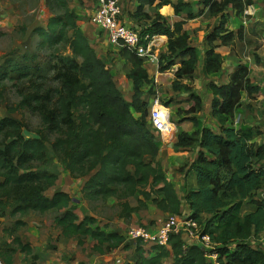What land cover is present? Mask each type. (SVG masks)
<instances>
[{
    "label": "trees",
    "instance_id": "obj_1",
    "mask_svg": "<svg viewBox=\"0 0 264 264\" xmlns=\"http://www.w3.org/2000/svg\"><path fill=\"white\" fill-rule=\"evenodd\" d=\"M135 1L137 6L127 15L134 23L130 27L142 38L166 37L158 72L178 65L171 89L177 92L179 83L198 69L211 96L209 115L216 130L204 126L175 137V148L196 150L189 171L184 173L181 192L165 175L158 159V136L147 121L156 84L143 60L127 48L117 50L129 66L126 78L131 93L126 100L82 31L76 11L67 0H46L52 16L43 28L33 30L38 46L54 51L63 45L70 55L52 54V62L39 65L35 55L26 53L18 56L19 60L10 58L0 64V88L14 79L20 97L9 111H29L38 116L42 127L34 130V138L26 139L22 135L26 124L11 117L0 119V218L7 210L10 217L55 211L62 213L54 223L64 238H74L80 246L90 238L92 250L99 255L128 249L125 236L103 232L92 216L79 218L68 193L46 196L57 180L56 175L39 169L49 159V145L51 154L72 177L87 178L81 188L84 198L117 200L122 218L146 208L147 202L161 213L179 218L186 216L183 210L187 209V217L197 222L201 235H208L214 244L210 251L216 253L219 264H264V143H256L264 131L243 126L240 120L234 127L243 94L253 97L261 90L251 82L245 64H237L226 75V83L210 79L222 74L225 63L216 49L243 40L242 27L237 31L228 28L231 15L242 18L244 10L256 1ZM164 6H170L180 20L169 23L158 12ZM203 16L215 21L203 36L208 47L198 58L190 43L191 33L183 26ZM119 22L124 24L122 10ZM189 99L192 102L184 111L195 125L194 115L202 111L204 102L198 96ZM161 103L167 108L170 101ZM129 198L137 205L130 206ZM13 241L21 252H30L19 238ZM15 252L0 254L4 264H12ZM134 252L138 264H162L169 257L173 264H206L207 260L203 247L187 242L183 234L170 236L167 248L145 249L138 244Z\"/></svg>",
    "mask_w": 264,
    "mask_h": 264
},
{
    "label": "rangeland",
    "instance_id": "obj_2",
    "mask_svg": "<svg viewBox=\"0 0 264 264\" xmlns=\"http://www.w3.org/2000/svg\"><path fill=\"white\" fill-rule=\"evenodd\" d=\"M67 1L69 7L74 9L77 15L80 16V20H82L80 22L91 27L90 29L80 24L83 30L85 28L90 29V31L85 30L90 42H92L90 32L97 34L101 38L103 32L97 30L98 28L94 31V28L89 23V16L96 8L97 0ZM118 1L123 17L129 15L128 12L134 10L133 4L136 2L135 0ZM51 16L52 12L46 6V0H0V64L10 58L19 60L18 56L26 53L35 55L39 65H46L52 62V54L62 56L70 55L69 49L63 45H58L54 51H51L48 47L38 46L39 41L37 36L33 34V30L37 27L43 28ZM200 20L202 21L200 22L202 26L198 30H194V35L190 38V43L199 47V57L208 47L204 43L202 30L208 31L211 29L212 24H214L213 20L207 16H203ZM241 27L243 28V40L235 43L232 47H226L228 48L229 54H224L225 63L221 75L222 79L217 81H226L224 78L226 73L235 68L237 64L250 65L249 73L251 82L257 85L263 92L264 0H256V5L252 8L251 17L247 16L244 18L242 16V18L229 21L228 23V28L233 31H237ZM165 39V37L162 38L163 41ZM95 50L105 62L124 99L129 100L131 91L125 89L127 80L126 73L129 70V66L117 55L118 48H111L105 45L101 49L102 52L98 49ZM157 53L158 55L162 54L164 50L157 51ZM177 66L175 65L166 71L171 72L173 70L171 72L172 78L165 80L158 78L155 82V75L153 74L152 76L151 72L150 76H152L156 84L155 93L159 101H170L167 108L170 113V121L175 125V132L169 143L165 146L162 145V142L157 143L159 145V161L165 171L166 177L175 186V189L181 192L184 173L187 174L189 171L187 166L194 159L196 150L177 149L174 147V142L178 133L182 131L191 133V128L194 127L192 121L189 120V116L191 115H187L184 111L192 102L189 99L190 95L198 96L204 102L202 111L194 115L196 118L195 121L197 122L201 118L213 130H216V124L210 115L208 117L203 115L205 109L207 110L206 106L209 107L210 105L211 96L203 85L204 82L198 69L193 77L179 83L180 88L177 92L171 89V84L175 80L174 72L176 69L174 68H177ZM146 68L148 71L150 70L148 66ZM48 77H51V74ZM48 82L51 83L50 78ZM15 86L16 81L12 79L5 81L2 88H0V119L3 117H11L22 121L28 127L22 130L23 137L26 139L34 138V130L42 128L38 116L24 110H19L15 113L9 111V109H14L20 101ZM261 91L253 97H248L243 94L245 99H242L243 105L240 108V115L238 116L240 122L249 126L260 127L264 131V94ZM180 124H183V126H180ZM190 124V129H187ZM262 142H264V135L260 139L257 138L256 141L257 144ZM47 150L49 159L39 169L56 175L57 180L54 187L46 192V196L49 197L57 191L68 193L72 199V204L75 205V213L78 217H94L96 220L95 226L103 232L118 233L125 236L130 227L153 225L158 220L163 219L164 215H167L155 209L150 202H147L146 208L139 209L137 213H133L129 218H122L117 200L113 198L107 200H88L84 198L81 193V188L87 178L72 177L51 154L49 145L47 146ZM188 179L189 183L193 182L191 176ZM127 201L130 206L137 205V202L133 198H129ZM8 212L7 210L5 216L0 218V254L8 250H16L12 256V264H138L134 248L127 242L128 249L118 248L99 255L92 250L94 242L90 238H86L82 246L78 245L74 238H64L61 235L60 228L54 223V218L60 216L62 213L55 211L44 214L28 212L25 215L17 214L15 217H10ZM184 214L185 210H183ZM14 238H19L22 245H28L30 252H21L17 244L13 241ZM263 240L264 235L262 237ZM261 243L264 244V242ZM0 260L2 262L4 261L1 255ZM162 264H173L171 257L164 259Z\"/></svg>",
    "mask_w": 264,
    "mask_h": 264
},
{
    "label": "built area",
    "instance_id": "obj_3",
    "mask_svg": "<svg viewBox=\"0 0 264 264\" xmlns=\"http://www.w3.org/2000/svg\"><path fill=\"white\" fill-rule=\"evenodd\" d=\"M252 8L253 6H250L244 10V18L251 17ZM120 15L121 8L118 0H97V7L89 16V23L102 30L109 46L118 49L127 48L141 58L145 66L154 68L156 82L161 74L158 73L159 55L157 51H159V46L156 44L155 37L152 39H148V36L140 37L137 31L119 22ZM171 72L165 71L164 74L172 76ZM170 120L168 108L163 106L158 96L155 95L148 110L147 121L158 136L159 142L163 143L162 145L168 144L175 132ZM238 124L239 116L234 121V127ZM200 228L197 222L187 216L179 218L166 215L153 225L130 227L126 232L125 241L131 242L134 247L140 244L145 249L151 246L167 248L170 236L183 234L187 242L203 247L206 251V264H219L216 253L210 251L213 250L214 244L211 243L208 235H201ZM0 264L4 262L0 260Z\"/></svg>",
    "mask_w": 264,
    "mask_h": 264
},
{
    "label": "crops",
    "instance_id": "obj_4",
    "mask_svg": "<svg viewBox=\"0 0 264 264\" xmlns=\"http://www.w3.org/2000/svg\"><path fill=\"white\" fill-rule=\"evenodd\" d=\"M256 1V0H255ZM137 6V4H136V2H134V4H133V9H135V7ZM96 7H97V4H96ZM96 9V8H95ZM94 9V10H95ZM93 10V11H94ZM146 11L147 12H149V14H153V13H151V11H150V9H146ZM158 12H159V14L160 15H162V16H164V18H166L167 20H168V22L169 23H174V22H177V21H179L180 20V18L179 17H177V16H175L174 14H173V10H172V8L170 7V6H164V7H162L161 9H159L158 10ZM77 14V13H76ZM80 18V17H79ZM202 17H200V18H197V19H195V20H193V21H187V23H185V25L183 26V28H184V30H187V31H189L191 34H190V38H192V36L194 35L193 34V31L194 30H198L199 29V27L200 26H202V25H200V22H202L200 19H201ZM199 20V21H198ZM233 20H237V18H235L233 15H231V17H230V19H229V21H233ZM80 21H82V20H80ZM214 19H213V23H214ZM196 22V23H195ZM123 23L125 24V25H127V26H129L130 27V25H132V26H134V23H133V21L127 16L126 17V15H125V17H123ZM229 23V22H228ZM242 24V23H241ZM81 25H85V26H87V24H85V23H83V22H81ZM214 24H212V26H213ZM91 26V25H90ZM88 28H90L91 29V27H89V26H87ZM94 29V31H95V29H97L96 27H94V26H92ZM88 28H85L84 30L82 29V26H81V29H82V31L85 33V30H87V31H90V29H88ZM97 30H99V29H97ZM99 31H101L102 32V30H99ZM210 30H208V31H204V30H202V35L204 36L205 35V33H207V32H209ZM201 33V32H200ZM86 34V33H85ZM87 35V34H86ZM90 36H92L91 37V41L92 42H90L91 43V45H93V47L95 48V49H98L99 51H101L102 52V50L101 49H103V47L106 45H108V43H107V41H106V39H105V35L103 34V35H101L102 37L100 38V37H98L97 36V34H95V33H93V32H90ZM162 38L163 37H155V40H156V44L159 46V51H162V49L163 50H165V48H164V46H165V43H166V39L163 41L162 40ZM166 38V37H165ZM191 40V39H190ZM89 41H90V39H89ZM192 44V43H191ZM193 46H194V44H192ZM109 46V45H108ZM111 47V46H110ZM195 48H196V51H197V55H198V58H199V54H198V50H199V47H196V46H194ZM111 48H113V47H111ZM228 48H226V47H220V48H217L216 49V51L217 52H219L223 57H224V54H226V55H228L229 54V52H228V50H227ZM227 51V52H226ZM147 67V66H146ZM150 68V70L148 71V69H147V71H148V73H149V75H150V73L152 72V76H153V74L155 73V70H154V68H151V67H149ZM248 68L250 69V65L248 66ZM174 69H176V68H174ZM232 71V70H231ZM230 71V72H231ZM159 74H161L160 75V77H158V78H160L161 80H165V79H168V78H172V76H168V75H166V74H164V72L163 73H160V72H158ZM229 72H227L226 73V75L228 74ZM222 74H220V75H216V74H214V75H211L210 76V78L211 79H213V80H215V81H217V80H221L222 79V76H221ZM151 76V77H152ZM225 76V75H224ZM225 78V80L226 81H221L220 83H226L227 82V77L225 76L224 77ZM161 80H159V81H161ZM170 82V81H169ZM161 83V82H160ZM125 89H128V91H131L130 90V84H129V82L126 80V83H125ZM160 85V84H159ZM131 93V92H130ZM243 100L245 99V97H243L242 98ZM260 99V98H259ZM206 108H207V110L205 109V111H204V114L203 115H205V117H208V115H209V107L208 106H206ZM238 113H240V109H239V111H238ZM238 115H240V114H238ZM214 123V122H213ZM242 123V122H241ZM244 124V123H243ZM180 126H183V124H180ZM208 127L207 126V124H205L204 122H203V120L201 119V118H199L198 120H197V123L194 125V127L193 128H191V131H194V130H196V129H200V128H202V127ZM243 126H246V124H244ZM247 126H249V125H247ZM190 127H191V124H190V126L187 128V129H190ZM262 143H264V142H262ZM163 146H165V145H163ZM158 159H159V157H158ZM187 214H188V211H187V209H185V215L187 216ZM166 215H164V217H165ZM133 246V245H132ZM133 248H134V246H133Z\"/></svg>",
    "mask_w": 264,
    "mask_h": 264
},
{
    "label": "bare ground",
    "instance_id": "obj_5",
    "mask_svg": "<svg viewBox=\"0 0 264 264\" xmlns=\"http://www.w3.org/2000/svg\"><path fill=\"white\" fill-rule=\"evenodd\" d=\"M173 129L175 130V126H173Z\"/></svg>",
    "mask_w": 264,
    "mask_h": 264
},
{
    "label": "clouds",
    "instance_id": "obj_6",
    "mask_svg": "<svg viewBox=\"0 0 264 264\" xmlns=\"http://www.w3.org/2000/svg\"><path fill=\"white\" fill-rule=\"evenodd\" d=\"M168 71V70H167ZM174 125V124H173ZM175 126V125H174Z\"/></svg>",
    "mask_w": 264,
    "mask_h": 264
}]
</instances>
